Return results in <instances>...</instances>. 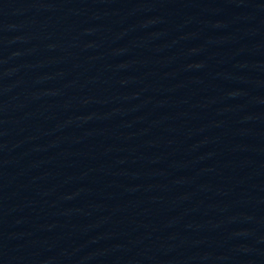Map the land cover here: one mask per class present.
Instances as JSON below:
<instances>
[{
    "label": "water",
    "instance_id": "water-1",
    "mask_svg": "<svg viewBox=\"0 0 264 264\" xmlns=\"http://www.w3.org/2000/svg\"><path fill=\"white\" fill-rule=\"evenodd\" d=\"M0 264H264V0H0Z\"/></svg>",
    "mask_w": 264,
    "mask_h": 264
}]
</instances>
